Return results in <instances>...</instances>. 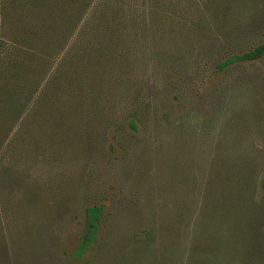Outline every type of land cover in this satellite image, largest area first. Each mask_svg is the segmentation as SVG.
Returning a JSON list of instances; mask_svg holds the SVG:
<instances>
[{"label":"rangeland","instance_id":"1","mask_svg":"<svg viewBox=\"0 0 264 264\" xmlns=\"http://www.w3.org/2000/svg\"><path fill=\"white\" fill-rule=\"evenodd\" d=\"M262 44L264 0H0V264H192L264 209V57L220 68Z\"/></svg>","mask_w":264,"mask_h":264},{"label":"trees","instance_id":"2","mask_svg":"<svg viewBox=\"0 0 264 264\" xmlns=\"http://www.w3.org/2000/svg\"><path fill=\"white\" fill-rule=\"evenodd\" d=\"M264 57V44L253 51L229 58L220 65L225 69L237 63L256 61ZM134 125V124H132ZM228 211V214H227ZM105 215V207H88L85 211V224L83 234L73 253L76 261H82L86 254L95 246L99 239L101 224ZM222 218L216 217L206 225L210 237L204 242L203 247L196 246L195 242L192 249V264H203L204 258L210 257L213 262H224V264H236L238 253L232 251L233 247L240 246L247 253L254 250L253 237L259 234L260 226L264 222V209L259 205H254L249 198L243 197L229 210L226 209ZM200 229L195 234L200 235ZM241 253V252H240ZM239 264H242L240 262ZM244 264H250L245 260Z\"/></svg>","mask_w":264,"mask_h":264}]
</instances>
